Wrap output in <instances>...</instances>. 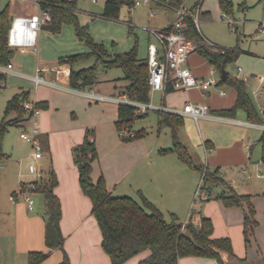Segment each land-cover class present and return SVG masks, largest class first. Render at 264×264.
Returning <instances> with one entry per match:
<instances>
[{
  "label": "crops",
  "instance_id": "obj_1",
  "mask_svg": "<svg viewBox=\"0 0 264 264\" xmlns=\"http://www.w3.org/2000/svg\"><path fill=\"white\" fill-rule=\"evenodd\" d=\"M193 3L188 6H192ZM147 6L150 12L156 8H162L165 13L168 10L172 11V18L166 24L159 25V28H165L172 24L175 13L171 7L154 3H150ZM245 7L244 5L241 6V8ZM131 8L135 7H130L128 10ZM201 14L202 3L199 16ZM223 15L224 13L220 15L222 19L224 18ZM207 16L208 14L205 17ZM227 24L229 26L228 22ZM262 24H264V20L257 22L256 32L264 33V31H261ZM199 30L200 35L212 42L217 48H231L219 46L204 35L200 27ZM151 39L152 36L148 32L147 43ZM232 48L238 50V57L241 54H253V51L244 50L238 46ZM36 53L37 49H29L24 53L18 52L20 57L14 54L10 60L14 68L13 73L19 76L20 74L30 76L34 74L37 68H44L40 71V75L46 82L35 85L33 81L26 77L31 84H20L10 98L14 94L25 92L29 101L43 103L36 118V125L39 130L38 139L42 150V157L38 161V166L43 170L44 178L52 172L57 180L53 192L60 201V228L64 236L63 250L66 252L70 264H112L109 255L101 246V231L91 213V201L80 188L78 170L72 154L73 147L83 141L86 132H90V138L94 139L98 154L97 159L92 163V180L96 181L99 177H103L107 190L113 196H129L140 203V195H143L163 213V216L167 213L170 216H176L182 208L191 206V202L186 198V195L187 192L193 190V184H189V189L186 186V164L180 161L175 153H160L161 149H169L171 147L172 138L170 142L167 141L163 144L169 145L170 143L166 148L160 146L162 144L159 142L158 137L148 141L146 128L143 126H140V128L134 127L136 119L132 124L131 130H142L144 134L130 140H123L120 137L115 121L117 119L118 104L123 103L128 98L121 93L122 87L127 82L122 85L114 84V88L121 87V89L108 94L100 91L98 83L92 88H73L69 85V75L64 73V70H69L70 72V65L68 63H59L58 59L75 53L59 56L57 59L58 65L50 67L40 66L39 61L30 64L29 59L32 58L31 56H35ZM194 53L197 54L199 61L195 63L194 71L189 68L195 76L206 77L217 71L196 50L192 51L188 57ZM224 69L228 75L227 77L232 78L233 76L229 74L226 67ZM21 70H27L31 73L24 74ZM218 73L217 83L222 78L221 72L218 71ZM241 73L248 75L245 71ZM262 76L264 77V74ZM237 79L245 82L244 79ZM98 82H101L99 78ZM216 86L229 88V97L222 101L223 104L210 106L205 101L206 99L210 100V89ZM212 87L206 91L190 88L186 92L184 89H175L169 84L164 91H151L150 98H154L156 94L160 97L159 103L153 99L152 101L151 99L149 100L153 106L150 110H153L156 116L157 134L163 127L168 128L170 131L167 126L158 127L159 111L171 112L182 116L184 124L179 131V138L191 153L190 148L184 143L183 139L188 138V140H191L190 130L194 125L193 122L197 127L201 122L203 130H201L199 145L202 146L204 153L208 154L207 164L213 169L219 168L224 179L227 178L226 180L235 190L243 193L238 190V184L234 176L237 172L246 174L250 165L257 166L256 162L251 161L247 149L251 150L252 145L255 144L254 135L256 133L259 134L258 138H256V142H258L264 130V124L248 121L245 112V120H242L241 114L236 118V113L231 117L219 115L217 111L228 109L234 105L236 92L233 88L226 85L216 84ZM220 91H224V93L221 94ZM216 92L218 96L226 98L224 97L226 96V89H218ZM259 92L258 90V94ZM92 94L102 95L107 98L113 97L115 100L110 98L98 100L92 98ZM187 103L207 104L209 106V116L199 119L196 123L193 118L181 113ZM147 115L148 111L139 118H145ZM14 116V113H11L9 118ZM29 123V118L26 117L23 121L8 126L3 139L2 149L6 156L0 162V168L2 169L0 171V264H27L28 253L31 251L48 252L47 258L39 264H58L63 257L62 250L58 248L49 249L45 244V194L43 192H31V197L34 201L31 210L27 208L26 203L19 194L16 195L15 201L10 199L11 194L19 190L21 183L27 186L35 180V177L28 172V169H24L25 163H30L32 160L31 150L23 144L24 140L19 137L21 131L27 129ZM207 125H210L211 129H208ZM12 128H15V133H17L16 130L19 131L15 139L7 138V133H10ZM205 142L207 145H205ZM226 169L234 172V174H231V178H228L230 174L228 176ZM258 174L262 173H256V178H263L258 177ZM1 181L4 183L3 186ZM219 191L218 187L213 190V192ZM247 191V193H252L251 200L260 196L258 192L252 191V188L247 189ZM210 200L214 201L217 213L221 217L220 227L228 231L233 230L234 233L231 234L228 231L225 234L218 233L217 226L214 225L213 227V237L226 235L233 246L234 256L220 252L223 262L225 264H249L247 262L249 258L248 260L254 261L255 264H262V260L264 262L262 232L261 235L257 232V238L254 239L255 242L249 245V248L253 250V255L248 256L250 251H247L245 247L243 251L240 248H237L238 250L235 248L236 244L233 242L232 235L237 238V241H241L242 238L244 242L243 232L241 233L242 235H239L242 231L243 208L239 206L225 207L220 200L214 198H210ZM208 206V203L203 204L202 210L205 214L211 216ZM189 212L187 219L190 216L193 218L192 210ZM201 216L199 215L197 219H192L194 226L200 224ZM148 255L149 250H144L129 258L123 264H137ZM178 264L218 263L212 258L187 256L180 258Z\"/></svg>",
  "mask_w": 264,
  "mask_h": 264
},
{
  "label": "trees",
  "instance_id": "obj_2",
  "mask_svg": "<svg viewBox=\"0 0 264 264\" xmlns=\"http://www.w3.org/2000/svg\"><path fill=\"white\" fill-rule=\"evenodd\" d=\"M42 9H48L51 20L43 25L52 33H58L63 23H70L74 27L76 37L88 48L87 52L75 53L60 57L59 63L70 65L69 85L73 88H92L98 83L97 65L103 70L120 67L123 69V79L127 84L122 87L121 93L129 99L137 102H149L151 89L148 84V68L144 58H139L134 46L125 52L109 53L102 43H97L90 36L88 24H80L75 11L77 0H38ZM59 2L57 4L56 2ZM184 0H170L172 6H179ZM221 11L230 14L233 8L231 0H217ZM133 7L125 0H106L104 2L102 16L117 18L122 7ZM15 14V13H14ZM13 14L8 5L0 12V65H6L14 55V50L7 45V31ZM185 34L190 38H200L191 18L186 19ZM196 51L204 57L217 71L225 68L227 64L234 62L238 57L236 48L210 49L201 43L197 44ZM94 57L95 61L88 67L74 69V63ZM5 80V74L0 72L1 83ZM218 85H226L236 92V100L232 107L217 111L222 116H234L238 109L244 110L246 118L250 122L264 124V107L261 115L258 114L254 104L246 90L244 81L234 78H220ZM169 85V84H168ZM27 99L25 92L14 94L4 108L3 117L0 120V162L5 158L3 152V139L8 126L23 121L30 117V113L23 109L22 103ZM43 103L34 102L35 107L40 108ZM136 107L126 103L117 106V119L115 126L117 131L131 132L135 119L144 116L135 115ZM14 113L13 118L9 115ZM184 124L183 117L165 111L158 112V127L170 128L172 145L169 149H161L160 153L172 152L187 166L195 169L201 175L202 189L208 199L220 200L225 207L239 206L244 210L242 232L245 245L250 241V235L257 225L255 220V208L251 202V194L238 193L230 183L224 179L219 168L209 169L204 164H197L187 147L179 138V131ZM133 137L120 135L123 140L140 137L144 131H132ZM90 132H86L83 141L72 149L73 159L78 170V180L82 192L91 201V213L101 231V246L109 255L112 264H123L136 254L149 250V255L137 264H178L182 257L196 256L214 259L218 264H225L220 252L234 256L233 246L228 237H213V223L210 218L201 216L199 228L193 224L190 216L184 223L177 222V217L171 215L167 221L163 213L143 195H140V203L129 196H113L106 188L105 180L99 177L96 181L91 178L92 163L97 159V149ZM261 146V161L264 163V130L258 139ZM205 145L207 143L205 142ZM33 192H43L46 197L45 205V244L49 249L62 250L63 257L58 264H70L66 252L63 250L64 236L60 228L61 207L53 188L57 184L55 175L50 172L46 178L30 182ZM21 187L25 184L21 183ZM221 186L219 192H213L214 188ZM264 195V193H263ZM48 252L31 251L28 253L27 264H39L47 258Z\"/></svg>",
  "mask_w": 264,
  "mask_h": 264
},
{
  "label": "rangeland",
  "instance_id": "obj_3",
  "mask_svg": "<svg viewBox=\"0 0 264 264\" xmlns=\"http://www.w3.org/2000/svg\"><path fill=\"white\" fill-rule=\"evenodd\" d=\"M186 5L193 3V0H184ZM233 2L232 12L230 14H225V17L222 19L220 17L223 13L218 5L217 0H203L202 2V14L198 18L199 27L201 31L209 39L217 43L219 46L224 47H235L238 46L244 50L253 51V54H241L238 59L226 66V70L233 77L241 78L245 80L246 90L250 97V100L254 104L257 112L261 115L262 106L264 105V79L261 83H257L256 76L264 74V33L256 32L257 22L264 20V0H231ZM105 0H99L97 3H92L91 0H77L75 6V13L77 15L78 21L80 24H88V31L93 40L97 43H102L105 49L111 53H121L130 50L136 43L137 55L140 58L146 57V46H147V28L159 29V25L166 24L172 18V11L168 10L166 13L162 8L153 9V12H150V9L147 5L137 6L135 8L122 7L119 11L117 18H108L102 16V10ZM9 7V10L12 14L14 13H28L35 11L37 9L36 4H32L27 1L22 0H0V12L5 6ZM246 6L241 8V6ZM208 14L207 17H205ZM233 21L236 24L227 22ZM231 26H237L236 31L230 30ZM244 34V36H243ZM37 53L35 56H31L30 64H33L35 61H39L40 66H53L58 65L57 59L61 55L71 54V53H82L87 51L86 45L81 42L75 35L74 27L70 23H63L61 25V30L59 33H52L47 28L41 27L38 32L37 42H36ZM255 51V53H254ZM15 56L18 55V51L14 50ZM19 56V55H18ZM20 57V56H19ZM18 57V58H19ZM94 57H89L86 60L79 61L74 63L73 68L78 69L80 67H88L94 63ZM199 61L197 54H192L188 57V64L186 65L194 71V65ZM247 72L248 75H244L239 72V69ZM205 70V68H204ZM25 73H31L27 70H21ZM97 75L101 82H98L100 85L98 88L102 93L108 94L112 92H117L121 87L114 88V84L122 85L127 82V80L122 79L124 76L123 69L120 67H112L106 70H103L102 67L97 65ZM206 77H212L215 80L218 79L219 73L215 71L214 74L208 75ZM31 84L29 80L24 76H19L13 72H8L5 74V80L3 81V86L0 88V120L3 117L4 107L6 101L10 96L16 92L17 86L20 84ZM260 91L258 95L254 96L252 91L257 89ZM218 89H226V98L218 96L216 91ZM188 90H186L187 92ZM211 95L210 100L206 99L208 105H217L223 104L222 101L229 97L230 89L222 88L221 86L212 87L210 89ZM228 94V95H227ZM217 96V97H216ZM160 97L156 94L154 98H150L160 102ZM223 98V99H218ZM239 114L244 117V111L238 109L236 111L235 117L238 118ZM193 127L190 130V139H183L184 143L190 148L193 160L195 163L204 164L208 166L211 170V166L207 164L208 154L202 149V146L199 145L201 130L203 126L200 125L197 127L193 122ZM31 123H29L27 130L30 128ZM143 126L146 128V138L148 141L159 138V142L162 144L163 148H166L170 145H163L167 141H171V135L168 128L163 127L160 132L157 134L156 127V116L153 110H148V115L145 118H138L135 120L134 127L140 128ZM208 129H211L210 125H207ZM15 128H12L10 133H7V138L15 139L18 136L19 131H14ZM14 133V134H13ZM6 135V134H5ZM255 144L252 145L251 150L247 149L248 154L252 162H256L257 166H251L248 168L246 174H240V172L235 173V180L238 184V190L247 193V189L252 188V191H256L260 196L255 197L251 200L255 208V220L257 225L253 230V234L250 235V242L244 244L242 241H237V238L233 236V242L236 244L235 248H240L241 251L244 250V247L248 253V256L253 255L252 249L249 248V245L253 244L254 239L257 238V232L261 235L262 232V241L264 239V204H263V191H264V163L261 160V146L256 142L259 134L256 133ZM5 137V136H4ZM23 144L30 149V145L24 141ZM250 150V152H249ZM28 163L24 165V169H27ZM187 171V181L186 186L189 189V184H193V190L187 192L186 198L190 200L191 206L184 207L181 209L177 217V222L183 223L187 219V214L192 210L193 220L197 219L199 215L208 217L211 219L214 225L217 226L218 233H226L228 230H224L221 226V217L217 213V209L214 206V201L206 197L205 192L201 189L199 193L196 194L198 187L202 186L200 179V173L195 169L186 165ZM23 168V167H22ZM2 169L0 168V171ZM225 171V170H224ZM227 171V169H226ZM228 176L234 174L233 171H227ZM256 173H262L263 178L258 179L255 177ZM227 179V178H226ZM2 183V181H1ZM4 183H2V186ZM220 191L223 189L221 186H218ZM237 191V190H236ZM238 192V191H237ZM240 193V192H238ZM252 194V193H251ZM256 196V195H255ZM256 200V204H255ZM208 203V209L211 213L207 215L203 212V204ZM258 204V205H257ZM260 204V206H259ZM256 205V206H255ZM191 209V210H190ZM164 218L169 221L171 216L167 213L164 214ZM213 218V219H212ZM192 220V221H193ZM196 228H199V224L195 225ZM242 229V228H241ZM233 233V230L228 231ZM242 231L239 233L241 234ZM219 237H228L226 235ZM229 238V237H228ZM239 238V236H238ZM238 243V245H237ZM245 245V246H244ZM249 248V249H248ZM262 249V248H261ZM249 259V258H248ZM249 264H255L254 261L248 260ZM264 264L263 260L261 262ZM258 264V263H256Z\"/></svg>",
  "mask_w": 264,
  "mask_h": 264
},
{
  "label": "built area",
  "instance_id": "obj_4",
  "mask_svg": "<svg viewBox=\"0 0 264 264\" xmlns=\"http://www.w3.org/2000/svg\"><path fill=\"white\" fill-rule=\"evenodd\" d=\"M22 1H27L32 4L35 3L37 9L28 13L13 14L7 31V45L13 50L24 53L29 49L36 50L38 32L43 25L50 22L51 16L48 9H42L40 7L38 0ZM62 1L70 2L72 0ZM98 1L99 0H91L92 3H97ZM125 1L130 3L133 7L148 5L150 3L157 5L163 4L171 7L175 13V18L170 26L159 29L147 28L152 39L147 43L146 57L144 59L148 68V84L151 91H164L168 84L175 89L187 90L190 88H198L206 91L217 84V80L212 77L195 76L186 65L188 55L196 50L198 43L206 45L213 50L218 49L212 42L200 35L198 18L202 0H194L192 6L186 5L185 1L179 6L170 5V0ZM56 3L59 4L58 1ZM73 10L75 11V8ZM223 16L225 17V14ZM188 18L192 19L200 38H190L185 34L186 19ZM228 23L235 24L233 21H229ZM230 29L236 31L235 26H231ZM261 31H264V24L261 26ZM13 69L11 61L6 65H0V72L4 74L13 72ZM43 69L44 68H37L34 74L30 76L23 74H20V76L27 77L33 81L35 85H38L46 82L40 75V71ZM64 73L69 75V70H64ZM263 79L264 77L262 75L256 76L257 83H261ZM1 85H3V82ZM220 93L223 94L224 91H220ZM253 94L254 96L258 95V90H254ZM91 97L98 100H106L109 98L115 100L113 97L107 98L98 94H92ZM123 103L135 106V115H143L153 107L150 102H137L129 98L125 99ZM22 107L30 113L29 121L31 125L28 130L24 129L21 131L19 137L30 145L32 160L28 163L27 169L28 172L35 177V180H39L44 176L43 170L38 166V161L42 157V150L38 139L39 130L36 125V118L40 113V108L35 107L34 102L29 100H24ZM181 113L190 116L197 123L199 119L209 116V106L204 103H187L184 105ZM119 134L121 136H134L133 132H128L126 130L120 131ZM257 176L263 177V174H258ZM32 187L31 183L24 187L20 186L16 193L11 194V201H15L16 195L19 194L26 203L27 208L31 210L34 203L31 197V192H33ZM199 190H201L200 187H198L195 193L198 194ZM181 229H184V223Z\"/></svg>",
  "mask_w": 264,
  "mask_h": 264
},
{
  "label": "water",
  "instance_id": "obj_5",
  "mask_svg": "<svg viewBox=\"0 0 264 264\" xmlns=\"http://www.w3.org/2000/svg\"><path fill=\"white\" fill-rule=\"evenodd\" d=\"M220 72H221V77L222 78H227V73H226V71H225V69L224 68H222L221 70H220ZM171 148V147H170Z\"/></svg>",
  "mask_w": 264,
  "mask_h": 264
}]
</instances>
